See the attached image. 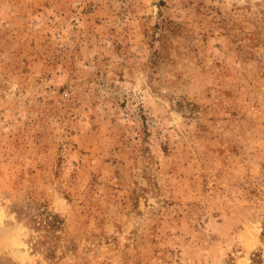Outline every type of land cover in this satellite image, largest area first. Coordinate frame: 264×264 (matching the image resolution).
<instances>
[{
	"label": "rangeland",
	"instance_id": "1",
	"mask_svg": "<svg viewBox=\"0 0 264 264\" xmlns=\"http://www.w3.org/2000/svg\"><path fill=\"white\" fill-rule=\"evenodd\" d=\"M0 264H264V0H0Z\"/></svg>",
	"mask_w": 264,
	"mask_h": 264
},
{
	"label": "built area",
	"instance_id": "2",
	"mask_svg": "<svg viewBox=\"0 0 264 264\" xmlns=\"http://www.w3.org/2000/svg\"><path fill=\"white\" fill-rule=\"evenodd\" d=\"M77 3H80V1H76Z\"/></svg>",
	"mask_w": 264,
	"mask_h": 264
}]
</instances>
